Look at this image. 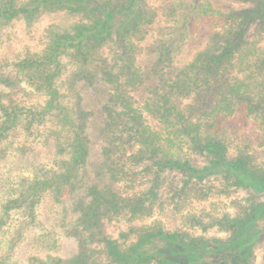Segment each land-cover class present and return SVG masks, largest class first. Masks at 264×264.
Masks as SVG:
<instances>
[{
  "label": "trees",
  "instance_id": "1",
  "mask_svg": "<svg viewBox=\"0 0 264 264\" xmlns=\"http://www.w3.org/2000/svg\"><path fill=\"white\" fill-rule=\"evenodd\" d=\"M183 6L187 7L180 25L184 29L191 15L197 17L202 5L191 2ZM41 11H63L80 19L69 30L47 29L40 50L27 51L15 62L19 80L24 79L46 99L40 107L33 108L6 102L0 96V142L18 127L30 133L34 124H40L51 115L59 126L53 132L56 134V153L65 156L60 159V165L57 162V169L47 172L41 167L34 168L31 177L14 179L9 175L10 168L7 172L0 168V264H17L20 260L14 255L19 253L25 254L26 264H99L95 253L101 252L107 253L105 264H184L182 252H189L194 257L211 254L218 246H203L201 237L166 232L160 225L143 230L128 244L105 236L99 221L103 214L119 210L115 191L109 186L99 189L93 185L88 189L91 197L87 199V194L78 190L80 183L76 185L86 154L85 112L80 110L78 102L62 98L64 94L60 87L65 82L68 90L73 87L68 66L75 63L77 74L90 82L97 74H101L107 83L121 81L123 86L140 81V71L134 60L135 40L145 36V27L153 21L155 12L138 0H0V23L7 24L20 16ZM215 13L212 17L225 14ZM224 16V24L229 23L223 32H214L206 47L190 61L173 69L172 76L166 79L160 75L164 93L159 94L160 85L155 86L157 99L149 102L150 111L165 125L166 141L180 148L185 145L204 157L200 166L175 151H168L162 136L144 125L141 111L132 108L124 91L114 98L123 102L126 107L123 113L131 114L127 120L119 114L106 119L105 141L110 139L113 125H123L122 132H128L120 136L123 144L138 141V149L131 155L130 163L151 161L146 168L153 169L154 183L149 190L153 196L161 173L166 170L182 173L185 178H202L209 173L223 172L236 175L257 188L264 187V165L255 164L251 152L245 149L230 154L224 138L228 119L254 116L260 117L259 123L264 124V96L256 92L259 85H264V57L254 55L255 41L246 39L253 14L237 12ZM179 35L182 37L161 40L156 45L157 56L152 60V69L157 71L164 65L172 66V54L179 51L177 48L185 39ZM108 42L121 43L122 50L114 53L116 61L112 66L102 67L98 51ZM112 67L116 68L115 72ZM186 100L190 101L181 108L179 103ZM193 110H201L205 119L194 120ZM2 152L0 148V155ZM109 171L116 179L123 169L117 162L110 161ZM44 193H50L55 203L64 205L63 216H67L68 208L64 204L65 198L74 194L73 210H77V215L70 225H65L64 219L60 222L57 218L54 221L46 218V222L45 217L43 220L38 218L37 207ZM124 206L131 215H136L145 210V199H127ZM254 215L252 206L249 213L238 219L249 221ZM58 223L64 228L65 235H75L81 244V239L84 242L70 261L55 252L59 245ZM96 235L102 245L88 251L85 242L92 241ZM248 264L252 263L248 261Z\"/></svg>",
  "mask_w": 264,
  "mask_h": 264
},
{
  "label": "rangeland",
  "instance_id": "2",
  "mask_svg": "<svg viewBox=\"0 0 264 264\" xmlns=\"http://www.w3.org/2000/svg\"><path fill=\"white\" fill-rule=\"evenodd\" d=\"M138 2L145 3L147 9L155 12L153 21L145 27V36L135 40L137 49L134 51V60L140 71V81L123 86L121 81L107 83L101 78V74H97L90 82L86 77L77 74L76 64L72 63L68 66V74L71 72L70 82L73 87L68 90L66 82L60 87L64 94L63 100L78 102L80 110L85 112L83 133L86 154L77 176L76 185L80 183L78 190L86 193L87 199L91 197L88 189L93 185L99 189L109 186L115 191L119 210L103 214L99 222L102 223L103 234L121 244L133 242L143 230L160 225L166 232L177 231L191 237H201L203 246H218L211 254L203 257H194L189 252H182L184 264H248V261L252 264H264V187L257 188L255 184H248L236 175H226L223 172L209 173L202 178H185L182 173L166 170L162 171L155 186L156 195L153 196L149 193L154 183L153 169L146 168L151 161L130 163L131 155L138 149V141L134 140L133 144L122 143L120 136L128 133L122 132L123 125H113L111 137L105 141L106 119H110L109 116L116 117L119 114L123 120L130 118L131 113H123L126 111L123 102L114 99L120 91H124L131 101L132 108H139L141 111L144 125L149 127L151 132H158L156 134L162 136L168 151H175L200 166L204 157L188 150L185 145L180 148L166 141L165 125L159 120V116L150 111L149 102L157 99L155 86L160 85L159 94L162 95L164 85L162 81L160 83V75L166 79L172 76L173 69L190 61L197 52L206 47L214 32H223L229 23L224 24V15L237 12L253 14L254 18L248 24L246 39L255 41L257 48L254 55L264 57V19H260L264 16V0ZM191 2H198L202 8L197 17L191 15L189 23L183 29L180 25L187 9L183 5ZM214 11L225 14L222 17H212L216 16ZM79 19L63 11H41L20 16L7 24L0 23V96L4 101L33 108L40 107L45 102V95L35 91L24 79L19 80L14 64L27 51L40 50L47 29L69 30L77 25ZM179 34L185 39L182 38L183 43L177 48L179 51L172 54V66L164 65L157 71L152 69V60L157 56L154 49L156 45L161 40L182 37ZM121 50L122 44L119 42L104 44L98 51L100 66H112L116 61L114 53ZM112 69L115 72L116 68ZM66 74L67 72L63 77ZM256 92H261L264 96V85H259ZM187 101L190 100L180 102L179 106L182 108ZM193 111L194 120L204 118L201 116V110ZM259 122L260 117L254 116L228 119L225 121L224 138L230 154L240 149L248 150L255 164L263 166L264 124ZM58 128L52 116L48 115L40 124H34L30 133H25L21 127L10 132L8 137L0 142V148L3 149L0 155L1 170L7 172L10 168L9 175L19 179L21 176L31 177L34 168L41 167L47 172L52 168L57 169L60 159L65 156L56 153V134L53 132ZM51 130L53 131L50 134ZM46 134H50L48 138H45ZM110 161L117 162L123 169L116 179L110 176ZM73 196L74 194L65 198L64 204L68 208L67 216H63L64 205L55 203L50 193H44L37 207L38 218L43 220L45 217L46 222L54 221L55 218L62 222L64 219L65 225H70L77 215V210H73ZM139 197L145 199V210L131 215L124 202ZM252 206L255 208V215L251 220L238 219L249 213ZM103 208L105 210L104 205ZM56 232L59 245L55 252L70 261L84 242L81 239V244L75 235H65L60 223L56 224ZM94 238L85 242L88 251L102 245L98 240L99 235ZM95 254L98 255L96 262L106 263L107 253ZM16 256L20 260L17 264H26L25 254L19 253L14 255L15 258Z\"/></svg>",
  "mask_w": 264,
  "mask_h": 264
}]
</instances>
